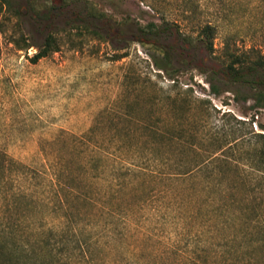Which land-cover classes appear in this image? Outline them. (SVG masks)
I'll return each instance as SVG.
<instances>
[{
	"label": "rangeland",
	"instance_id": "1",
	"mask_svg": "<svg viewBox=\"0 0 264 264\" xmlns=\"http://www.w3.org/2000/svg\"><path fill=\"white\" fill-rule=\"evenodd\" d=\"M231 55L244 61L235 71ZM260 56L264 0H0V240L43 253L60 220L53 168L76 160L72 138L108 110L100 138L139 143L185 169L201 164L205 181L222 182L210 185L223 188L220 201L257 205L239 174L258 172L252 158L264 149V69L249 68ZM251 250L264 264V242ZM134 252L114 258L155 264L170 254L147 244Z\"/></svg>",
	"mask_w": 264,
	"mask_h": 264
},
{
	"label": "trees",
	"instance_id": "2",
	"mask_svg": "<svg viewBox=\"0 0 264 264\" xmlns=\"http://www.w3.org/2000/svg\"><path fill=\"white\" fill-rule=\"evenodd\" d=\"M202 33L205 46L213 50L215 27L207 24ZM52 40L49 36L47 44ZM46 54L47 47L36 58ZM243 63L231 55L228 68L235 71ZM249 68L264 69V58L258 57ZM257 101L264 106V90ZM109 113L104 111L87 133L72 138L75 161L61 159L53 168L54 209L60 220L59 227L48 229L41 240L43 253L1 239L0 264H123L114 258L116 251L133 253L146 244L170 253L155 264H259L251 248L264 242V149L252 158L260 173L239 174L251 198L260 201L240 209L234 201L218 199L223 188L210 186L215 175L202 178L201 164L185 169L186 161L155 154L154 143L146 147L154 154L146 155L139 143L100 138L102 119ZM257 135L264 138L263 133ZM181 136L183 131L177 138ZM213 160L228 161L217 155ZM11 162L17 169L25 168L19 161Z\"/></svg>",
	"mask_w": 264,
	"mask_h": 264
}]
</instances>
